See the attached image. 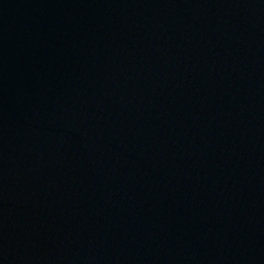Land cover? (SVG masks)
I'll return each instance as SVG.
<instances>
[{
  "label": "water",
  "instance_id": "1",
  "mask_svg": "<svg viewBox=\"0 0 264 264\" xmlns=\"http://www.w3.org/2000/svg\"><path fill=\"white\" fill-rule=\"evenodd\" d=\"M0 264H264V0H0Z\"/></svg>",
  "mask_w": 264,
  "mask_h": 264
}]
</instances>
